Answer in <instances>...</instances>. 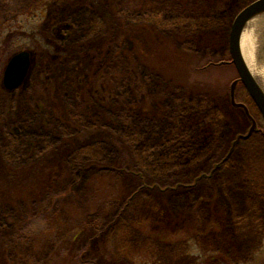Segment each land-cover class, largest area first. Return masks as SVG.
Here are the masks:
<instances>
[{
    "label": "rangeland",
    "instance_id": "obj_1",
    "mask_svg": "<svg viewBox=\"0 0 264 264\" xmlns=\"http://www.w3.org/2000/svg\"><path fill=\"white\" fill-rule=\"evenodd\" d=\"M252 1L203 0V6H217L210 17L203 18V21L193 18L190 22L186 21L172 29L165 28L164 31L179 48L192 49L202 58L203 65L211 58L229 59L232 23L241 9ZM44 3H47L46 0H0L1 81L4 65L10 55L26 49L25 46L33 44L36 39H40L43 44L47 43V39L57 40L53 34V27L57 24L67 21L73 27L62 44L71 47L68 53L72 58L76 57L73 50L78 39L92 32L94 27L98 34H105L111 29L114 33L118 32V18L108 4L89 10L51 0V6L57 11L53 17H48L43 11ZM122 13L124 15L126 11ZM127 16L131 18L130 14ZM32 28L42 29L44 37L38 34L29 37ZM130 42L124 39L119 46L126 47ZM29 48L37 53L29 82L24 88L12 91L13 96H25L27 93L34 97L33 101L45 104L51 94L53 97L60 96L62 89L66 94L63 99L72 104L76 97L75 88L68 84L72 71L69 72L68 67L60 61L53 62L47 52L49 49L39 50L38 46ZM54 52L52 49L50 53ZM112 52L106 48L103 57L106 59ZM86 59L80 56L75 66L85 68ZM194 76L218 87L209 106L212 112L215 110L220 113L214 121L216 124L210 129L212 141L204 149L201 145L205 141L204 136L196 134V148L191 154H175L182 159H175L174 156L162 170L157 171L144 166L136 158L137 150L132 149L133 153L129 150L124 152L110 142L95 147H81L79 152L71 156V145L64 134L52 130L46 138L45 129L31 121L37 117L29 109L30 103L27 104L26 100L20 102L19 111H16L18 114L8 115L7 100L9 102L11 96L8 95L9 91H0V143L5 141L3 128L15 125L25 139L45 137L47 141L40 150L51 153V160L55 164H61L65 158L83 155L78 171L81 168L89 175L99 170L115 172L122 186L118 208L106 216H90L86 221L94 222L87 227L85 219L82 220L83 224L79 223L81 228L76 229L78 235L68 249L66 244L59 245L58 241L52 243L53 248L50 247L47 254L38 257V263H24L17 259L21 242L12 241L9 251L0 249V264H253L248 263L252 259L264 263V138L250 136L248 141L239 142L233 147L238 135L247 133L252 124L245 109L234 105L231 99V84L238 76L233 64L213 65L212 68L196 72ZM61 79L62 87H59L57 82ZM156 84L158 82L154 83V88ZM124 90L130 93L129 86ZM199 94L193 92L187 99L179 91L172 100L194 105ZM236 98L248 105L257 119L258 127H264V120L250 101L244 85L237 86ZM46 105L49 106L48 103ZM119 118V115H113L110 126L128 140L132 127L123 128L125 124ZM150 126V123H144L143 128L148 129ZM165 128L164 121L157 125L155 132L164 131ZM104 133L112 135L107 128ZM125 143L127 149L131 148V143ZM15 151L12 144L3 154L12 159ZM227 155L229 158L219 165ZM75 188L81 189L79 184ZM129 200H134L129 207L137 210L139 221L132 220L130 225L127 223L128 226L124 218L129 214L121 216L119 213ZM219 205L227 209L224 215L226 230L211 232L213 224L209 222V217ZM0 224L10 229V224L3 216L0 217ZM123 224L125 228L121 229ZM224 255L229 257L228 262L222 261L220 256ZM67 258L69 261L65 263ZM212 260L215 263L209 262Z\"/></svg>",
    "mask_w": 264,
    "mask_h": 264
},
{
    "label": "trees",
    "instance_id": "obj_2",
    "mask_svg": "<svg viewBox=\"0 0 264 264\" xmlns=\"http://www.w3.org/2000/svg\"><path fill=\"white\" fill-rule=\"evenodd\" d=\"M202 1L60 0V3L89 10L108 4L118 18V32L114 33L111 29L105 34H98L92 27L93 31H89L75 44V58L68 53L71 47L62 45L73 28L67 21L53 27L56 41L47 39V43L43 44L40 39H36L33 44L25 46L26 49L37 46L39 50L49 49L47 52L53 62L60 61L67 66L69 72L72 71L68 84L75 88L76 97L69 104L63 99L66 94L61 89L60 96L53 97L51 94L48 102L43 104L33 101L34 97L27 93L25 96H13L14 93L9 92L8 115L18 114L16 111H19L20 102L26 100L27 104L30 103L29 109L37 117L31 121L45 129L46 138L52 130L64 134L71 145V156L79 152L81 147H95L110 142L124 152L129 150L133 153L132 149L137 150L136 158L155 171L162 170L174 156L175 159H182L176 156L178 153L191 154L196 148L198 133L204 136L205 141L201 145L207 149L212 141L210 129L220 115L209 107L218 87L196 78L194 74L223 64H218L220 59L211 58L203 65L202 58L192 49L179 48L164 31L165 28L172 29L186 21L190 22L193 18L203 21V18L210 17L217 6L206 7L201 5ZM46 2L43 11L48 17H53L57 9L51 6V0ZM123 10L126 11L124 15ZM31 30L33 32L29 37H35V34L44 37L42 29ZM124 39L131 42L120 48ZM106 48L113 52L105 59L103 53ZM50 49L55 52L50 53ZM80 56L87 57L85 68L75 66ZM62 79L57 82L59 87H62ZM155 82L158 84L154 88ZM127 86L130 87V93L124 90ZM0 91L8 92L1 79ZM179 91L187 99L193 92L200 93L195 99V106L172 100ZM249 99L255 106L250 96ZM113 115L120 116L119 120L125 124L123 128L132 127L128 140L110 126ZM164 121L165 130L155 132L157 125ZM144 123H150L151 126L144 129ZM106 128L112 135L104 133ZM3 129L5 141L0 143V217L7 219L10 229L0 224L1 250L9 251L12 241H20V251L16 248L17 259L24 263H38V257L47 254L50 247L53 248L52 243L59 241V245L63 243L67 249L71 247L78 235L76 229L81 228L79 223L83 224L82 220L85 219L87 227L94 222L86 221L90 216H106L118 208L122 186L115 172L99 170L89 175L81 168L78 171L83 155L65 158L57 165L51 160V153L40 150L47 141L45 137L25 139L20 129L11 124ZM254 135L264 138V127H259L251 136ZM249 139H242L240 144ZM125 141L131 143V148L127 149ZM12 144L16 151L9 159L3 152ZM78 177L81 182L77 180ZM78 184L81 189L75 188ZM133 201L126 202L122 209L119 207L121 216L129 214L124 218L129 225L132 220L139 221L137 210L129 207ZM226 211L221 205L212 210V216L209 217V222L213 224L211 232L226 230ZM124 228L123 224L121 229ZM220 257L222 261H229L226 255ZM66 261L68 263L69 258ZM209 262L215 263L213 260ZM248 263L264 264L256 259Z\"/></svg>",
    "mask_w": 264,
    "mask_h": 264
},
{
    "label": "water",
    "instance_id": "obj_3",
    "mask_svg": "<svg viewBox=\"0 0 264 264\" xmlns=\"http://www.w3.org/2000/svg\"><path fill=\"white\" fill-rule=\"evenodd\" d=\"M261 10H264V0H253L236 15L230 30L229 49L231 60L229 62H232L238 71V77L231 84V99L234 105L245 109L252 123L247 133L238 135L233 142V147L242 139L249 138L253 132L259 129L257 120L251 114L248 106L244 102L236 100V88L239 83L245 86L264 119V90L248 68L240 45V38L244 25L255 13ZM33 64L34 53L31 50L22 49L14 52L8 58L3 70L2 84L5 89L14 91L19 87L24 88L29 82V74ZM229 155L224 157L219 165H222V163L229 158Z\"/></svg>",
    "mask_w": 264,
    "mask_h": 264
},
{
    "label": "bare ground",
    "instance_id": "obj_4",
    "mask_svg": "<svg viewBox=\"0 0 264 264\" xmlns=\"http://www.w3.org/2000/svg\"><path fill=\"white\" fill-rule=\"evenodd\" d=\"M240 45L248 68L264 90V10L255 13L246 22Z\"/></svg>",
    "mask_w": 264,
    "mask_h": 264
},
{
    "label": "flooded vegetation",
    "instance_id": "obj_5",
    "mask_svg": "<svg viewBox=\"0 0 264 264\" xmlns=\"http://www.w3.org/2000/svg\"><path fill=\"white\" fill-rule=\"evenodd\" d=\"M230 56V55H229ZM231 58V57H230ZM229 60V59H228ZM228 60H225V61H227L229 64H232L231 62H229ZM227 64V63H226Z\"/></svg>",
    "mask_w": 264,
    "mask_h": 264
}]
</instances>
